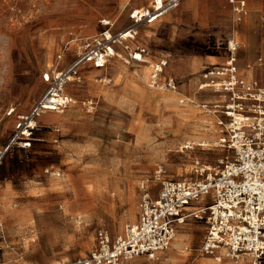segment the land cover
Masks as SVG:
<instances>
[{
	"label": "rangeland",
	"instance_id": "obj_1",
	"mask_svg": "<svg viewBox=\"0 0 264 264\" xmlns=\"http://www.w3.org/2000/svg\"><path fill=\"white\" fill-rule=\"evenodd\" d=\"M84 1L0 0V147L12 136L18 114L29 111L46 88L40 73L59 50L48 38L57 15ZM190 1L157 22L139 25L135 39L117 46L106 69H90L82 83L68 86L78 103L66 109L74 114L57 124L60 132L42 127L31 149L7 155L0 166V192L8 190L19 210L8 219L0 216V264H76L98 245L100 231L115 239L138 219L143 182L156 197L163 181L195 180L198 164L220 165L225 153L214 146L215 118L199 106L220 97L199 85L208 67L226 60L232 40L238 43L241 79H249L251 69V79L264 80V0H246L241 21L229 0H197L198 16ZM93 6L89 20L103 29L101 11L115 21L121 2L93 0ZM247 21L248 34L241 38ZM121 22L113 30L131 24ZM140 49L149 61L132 58ZM161 57L169 59L164 77L179 82L177 92L150 86L152 66L148 82L135 77L136 70H149L150 61ZM89 71L96 73L89 77ZM187 140L210 145L182 152ZM54 170L62 173L57 181L51 180ZM178 233L160 261L136 258L129 264L210 262L200 251L203 220H188Z\"/></svg>",
	"mask_w": 264,
	"mask_h": 264
},
{
	"label": "built area",
	"instance_id": "obj_2",
	"mask_svg": "<svg viewBox=\"0 0 264 264\" xmlns=\"http://www.w3.org/2000/svg\"><path fill=\"white\" fill-rule=\"evenodd\" d=\"M183 1L152 0L149 7L132 11L131 24L122 30L113 31L110 21L103 19L109 28L99 34L66 41L55 63L41 75L45 91L29 111L18 115L12 136L0 147V166L15 149H31L42 127L60 132L59 125L41 126V114L65 111L72 103L68 86L82 83L87 68L108 67L117 56V46L135 39L139 25L156 22ZM229 1L235 19L241 21L247 1ZM226 51L223 64L208 67L199 85V90L209 89L220 97L199 105L215 118L214 146L225 153L220 165L198 164L195 180L163 181L156 197L143 182L138 219L115 239L100 231L98 245L76 264H129L136 258L160 261L190 219L206 224L203 255L219 264H264V80L241 79L235 40L228 42ZM143 53L145 49H140L132 58L139 61ZM168 65L166 57L152 65V88L178 90L174 77H164Z\"/></svg>",
	"mask_w": 264,
	"mask_h": 264
},
{
	"label": "crops",
	"instance_id": "obj_3",
	"mask_svg": "<svg viewBox=\"0 0 264 264\" xmlns=\"http://www.w3.org/2000/svg\"><path fill=\"white\" fill-rule=\"evenodd\" d=\"M119 1L121 2V7H120V11H119L115 21H113L111 15L109 13H104V11H101L102 13L99 15L101 17L99 19V23L104 27L103 29H101V27L99 25H94L93 22H91L89 20V19L93 18V14H94V11H93L94 10V8H93L94 7L93 6V0H85L84 2H81L79 5L76 4V5L72 6V7L70 6V8L68 10H64V13L62 12V14H58L57 15V26L53 27V31L48 36L50 41H54V42L57 43V47H58L57 49H59V50L57 51L56 54H58L61 51V49H62L63 45L66 43V41H68L72 37L93 36V35L99 34L103 30L109 28V26L105 25L102 22L103 19H106V20L110 21L111 28L113 30L116 21H119L120 18H122V22L121 23L124 26L128 21L131 22L130 13L133 10L143 9V8L149 7L152 4V0H139V1L138 0H119ZM186 1H188V0H186ZM186 1H183L181 3H184ZM180 4L178 6H180ZM188 5L191 6V7H196L195 16H198L199 15V10L198 9H199V6H200L199 2L197 0H191L188 3ZM176 8H174V9H176ZM170 12L165 14L163 17L168 15ZM163 17H161L159 20L163 19ZM159 20H157V21H159ZM248 27H249V23L247 21L244 24V28L246 29L245 32L242 33V34L239 33V36L241 38H243L244 35L248 34V30H249ZM124 28L125 27H123V28H121L119 30H122ZM119 30H117V31H119ZM113 31H115V30H113ZM234 31H236V30H234ZM239 36H238V42L241 43ZM250 36H249V38H250ZM245 47L246 48H250V42L247 45H245ZM151 62L152 61H150L149 72H150V69H151ZM53 63H55V58H54V61L52 62V64ZM52 64L51 65H47L41 71L40 76L42 75V73L46 69L51 67ZM146 67H148V66H146ZM90 69H94V68H92V67L87 68V70L84 72V77L87 75L86 72L88 70H90ZM96 70H102V69H96ZM88 73H89L88 76L91 77V76H93L96 73V71H89ZM253 74H254V72H252V75H250V78L248 80H250L253 77ZM244 79H247V77L245 76ZM41 80H42V77H41ZM42 82H43V80H42ZM106 100L109 101V99H107V98H106ZM26 112H23V113H26ZM20 114H22V113H20ZM73 114H74L73 112L66 113V110L64 112H62V113L49 112V113L44 114L41 118L39 117L38 119H41V121H43V122H45L47 124H50V125L51 124L52 125H57L60 121H62L63 118H65V117H67L69 115H73ZM6 142L3 145H5ZM19 150H22V149H19ZM57 173L59 175L62 174L61 172H57L56 170L51 172V180L57 181ZM54 176H56V177H54ZM67 209L70 212L71 210H74L75 208H74V206L69 205L67 207ZM18 210L19 209L15 208V206L11 203L10 196H9V191L8 190L1 191L0 192V216L5 218V219H8L9 217H12V216L14 217V212L13 211H18ZM70 213L73 214L74 212H70ZM65 214H67V213H65ZM25 216L27 217L28 213ZM86 217H91V216H86ZM0 226H2V223H0ZM1 249H2V247L0 246V250ZM132 261H130L129 263H131Z\"/></svg>",
	"mask_w": 264,
	"mask_h": 264
},
{
	"label": "bare ground",
	"instance_id": "obj_4",
	"mask_svg": "<svg viewBox=\"0 0 264 264\" xmlns=\"http://www.w3.org/2000/svg\"><path fill=\"white\" fill-rule=\"evenodd\" d=\"M170 12V11H169ZM236 32V31H235ZM46 42V41H45ZM43 44H45V43H43ZM115 54L117 55V52H115ZM139 61L140 62H146V61H149L146 57H144L143 55H139ZM152 63V62H151ZM260 65H262V64H260ZM259 65V66H260ZM152 66V65H151ZM194 66V65H193ZM192 66V67H193ZM142 67V66H141ZM140 67V68H141ZM249 69V68H248ZM137 72H136V79H137V81L138 82H141V83H144V82H148L147 81V77H148V75H149V70H148V67H144L143 69H141L139 72H138V70H136ZM252 72H253V70H251V69H249V73H250V75H252ZM102 81H104V82H107V81H109V79H106V78H102L101 79ZM248 80V79H247ZM251 80V79H250ZM157 89H161V88H157ZM173 92H177V91H173ZM201 92V91H200ZM189 99V98H188ZM76 103H78L77 102V100H75V99H73L72 98V103H71V105L72 104H76ZM49 112H53V111H46L45 113H43V114H41V116H40V118L44 115V114H46V113H49ZM64 112V111H63ZM54 113H58V112H54ZM206 129V128H205ZM213 131L215 130V128H213L212 129ZM196 133V132H195ZM205 135V133H202V135L201 136H204ZM197 137H199V136H197ZM195 145H199V146H209L210 144L209 143H207V142H204V143H200L199 144V141L198 140H187V141H185L184 143H183V146L181 147L182 148V152H184L185 151V149H187V150H189V149H195ZM203 150V149H202ZM186 152V151H185ZM192 152V151H191ZM193 153V152H192ZM195 153V152H194ZM186 155V154H185ZM185 158V157H184ZM199 158V157H198ZM198 162V161H197ZM196 169V168H195ZM161 171V170H160ZM164 174V173H163ZM61 175V174H60ZM58 173H57V177H61ZM160 176H161V174H160ZM54 177H56V176H54ZM60 181V180H59ZM59 183V182H58ZM57 183V184H58ZM60 186V185H59ZM97 190V189H96ZM97 194V193H96ZM178 233V232H177ZM177 233H176V235H175V238H174V240L176 239V236H177ZM179 234V233H178ZM181 234H183L182 232H181ZM180 240V239H179ZM182 240H183V238H182ZM177 241V240H176ZM175 242V241H174ZM164 257V256H163ZM208 259H210V262H208V264H219L215 259H213L212 257H209ZM206 264H207V262H206Z\"/></svg>",
	"mask_w": 264,
	"mask_h": 264
}]
</instances>
